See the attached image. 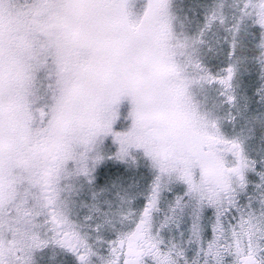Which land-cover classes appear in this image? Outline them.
I'll return each instance as SVG.
<instances>
[{
    "label": "snow or ice",
    "instance_id": "6c2138e0",
    "mask_svg": "<svg viewBox=\"0 0 264 264\" xmlns=\"http://www.w3.org/2000/svg\"><path fill=\"white\" fill-rule=\"evenodd\" d=\"M0 264H264V0H0Z\"/></svg>",
    "mask_w": 264,
    "mask_h": 264
}]
</instances>
